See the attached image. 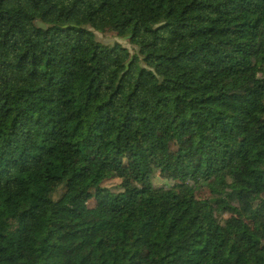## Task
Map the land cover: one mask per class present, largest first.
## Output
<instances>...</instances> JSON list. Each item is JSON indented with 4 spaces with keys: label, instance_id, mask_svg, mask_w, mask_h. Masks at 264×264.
<instances>
[{
    "label": "trees",
    "instance_id": "obj_1",
    "mask_svg": "<svg viewBox=\"0 0 264 264\" xmlns=\"http://www.w3.org/2000/svg\"><path fill=\"white\" fill-rule=\"evenodd\" d=\"M262 207L264 0H0V264H264Z\"/></svg>",
    "mask_w": 264,
    "mask_h": 264
},
{
    "label": "rangeland",
    "instance_id": "obj_2",
    "mask_svg": "<svg viewBox=\"0 0 264 264\" xmlns=\"http://www.w3.org/2000/svg\"><path fill=\"white\" fill-rule=\"evenodd\" d=\"M40 27L44 29V26ZM91 32L92 35H90V37L95 42H98L101 45L111 47L115 44H118L123 48H126L131 54L137 53V49L129 45L127 38L104 37L102 34L96 31L92 30ZM137 67L138 69L144 68L141 62L137 63ZM193 159L194 154L189 140L184 141L180 145H177L175 142H171L168 149L163 152L158 158V163L161 166V170H156L154 173V178L156 180L155 190L168 189L173 182V180L171 179L172 175L188 166ZM220 178L221 177H219L218 179ZM226 180L229 181L230 178H227ZM215 182L216 181H211L209 183L210 187L216 186L217 183ZM152 194L155 195V192H152ZM154 195L151 196L153 200L155 199ZM88 204H90V202H88Z\"/></svg>",
    "mask_w": 264,
    "mask_h": 264
},
{
    "label": "built area",
    "instance_id": "obj_3",
    "mask_svg": "<svg viewBox=\"0 0 264 264\" xmlns=\"http://www.w3.org/2000/svg\"><path fill=\"white\" fill-rule=\"evenodd\" d=\"M259 211H263L264 212V207L262 208H258ZM244 219V218H243ZM247 223V222H246Z\"/></svg>",
    "mask_w": 264,
    "mask_h": 264
}]
</instances>
